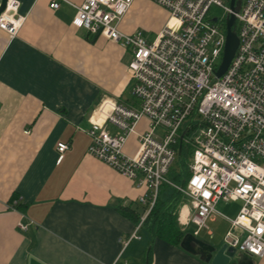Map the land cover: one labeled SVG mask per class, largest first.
I'll return each mask as SVG.
<instances>
[{
    "label": "crops",
    "instance_id": "obj_1",
    "mask_svg": "<svg viewBox=\"0 0 264 264\" xmlns=\"http://www.w3.org/2000/svg\"><path fill=\"white\" fill-rule=\"evenodd\" d=\"M16 1L22 25L12 36L0 30V264H211L206 248L191 243L195 252H187L147 227L130 239L144 190L88 154L90 122L102 104L139 107L130 52L72 26L84 0H57L56 10L48 7L52 0ZM167 19L152 0H134L118 29L155 39ZM147 130L143 118L135 132ZM136 134L124 146L129 156L138 147ZM61 143L68 146L62 154ZM240 207L216 206L227 217ZM182 208L191 212L181 199L177 214ZM217 218L230 228L218 215L208 222ZM190 226L177 216L180 232L223 245L209 240L211 230L195 235ZM236 253L249 259L243 264H264V257Z\"/></svg>",
    "mask_w": 264,
    "mask_h": 264
},
{
    "label": "built area",
    "instance_id": "obj_2",
    "mask_svg": "<svg viewBox=\"0 0 264 264\" xmlns=\"http://www.w3.org/2000/svg\"><path fill=\"white\" fill-rule=\"evenodd\" d=\"M133 1L84 0L71 22L74 28L103 36L131 54V94L139 107L102 104L87 133L88 154L144 190L138 199L144 210L130 239H139L160 187L167 184L189 200L191 212L182 208L178 214L181 225L192 224L195 235L203 229L209 232L207 222L218 215L230 225L224 238L227 247L263 258L264 0L240 2L235 13L230 0H152L168 12L152 43L141 31L125 34L118 29ZM48 7L56 10L59 4L52 0ZM212 7L222 9L225 20L235 16L238 37L237 50L219 78L215 72L226 30L225 20L209 16ZM17 8L16 0H5L0 12V30L8 36L24 21ZM143 118L148 130L136 134ZM186 127V134L196 130L190 140L186 134L181 139ZM132 134L137 135L138 147L129 156L124 146ZM181 141L192 151L183 186L166 179ZM67 148L57 145L60 154ZM220 202H240L241 207L234 217H227L217 212Z\"/></svg>",
    "mask_w": 264,
    "mask_h": 264
},
{
    "label": "water",
    "instance_id": "obj_3",
    "mask_svg": "<svg viewBox=\"0 0 264 264\" xmlns=\"http://www.w3.org/2000/svg\"><path fill=\"white\" fill-rule=\"evenodd\" d=\"M5 5V0H0V12L3 10ZM240 5L239 0H230L229 7L232 12H237ZM214 22L216 19L213 20ZM225 30H226V41L225 46L223 50V55L221 59V63L215 72V76L217 78L221 77L227 70L236 50L238 47V37L236 35L235 31V16L233 14H230L226 20H225ZM187 127L183 130L181 139H183L184 135L187 132ZM181 145L182 141L179 144V150H178V157H180L181 154ZM184 183L182 182L180 186H183ZM191 243H195L199 247H204L208 250V253L206 255V261L210 262L211 264H243L244 262H247V257L244 255H237L236 250L234 248L227 247L226 244H223L219 248H215L214 246H211L209 244H205L203 242L198 241L195 239V237L192 234H186L184 238L182 239L180 246L183 250L194 253L195 251L191 248ZM149 251V248L147 252ZM214 253V257L211 259L212 254ZM201 254H205L204 251H201ZM233 261V262H232ZM148 263L146 259V264Z\"/></svg>",
    "mask_w": 264,
    "mask_h": 264
},
{
    "label": "trees",
    "instance_id": "obj_4",
    "mask_svg": "<svg viewBox=\"0 0 264 264\" xmlns=\"http://www.w3.org/2000/svg\"><path fill=\"white\" fill-rule=\"evenodd\" d=\"M181 148L180 157H176L178 158L179 172L174 177L173 181L175 183L172 182L176 185H181L182 182L185 185L186 173L189 175L188 162L192 155L191 149L184 144ZM169 189L171 192L166 196L167 200L159 201V198L157 199V202L153 210L147 216L143 227H147L154 237L162 236L179 244L185 236V234L180 232L177 228V207L183 195L178 193L174 188L169 187ZM136 219L138 222L139 217H136Z\"/></svg>",
    "mask_w": 264,
    "mask_h": 264
},
{
    "label": "rangeland",
    "instance_id": "obj_5",
    "mask_svg": "<svg viewBox=\"0 0 264 264\" xmlns=\"http://www.w3.org/2000/svg\"><path fill=\"white\" fill-rule=\"evenodd\" d=\"M240 2H244L245 0H239ZM225 4H228L227 2L224 1ZM209 16L210 17H215V18H218L220 21H223L225 20V12L218 8V7H212L210 10H209ZM154 40V38L151 36L150 38H148V40H146L148 43H152ZM196 133V130L193 132L192 130L189 131V133L186 134L185 136V139H191L194 137ZM190 162V161H189ZM188 162V164H189ZM179 172V165H178V158H176V160L174 161V163L172 164L171 168H170V171L169 173L166 175V179L171 181V182H174V177L176 176V174H178ZM186 179L188 177V173H186ZM175 183V182H174ZM180 186V185H179ZM172 188V187H171ZM170 189H169V185L167 184H163L160 189H159V201H166L167 200V195L170 193ZM182 200H183V203L186 204V205H189V200L186 198V197H182ZM229 207H232V208H236L238 209L240 206H241V203L240 202H229ZM224 221H221L220 218H217L216 222L215 223H207V227H208V230H211L212 231V236L209 237V240L210 241H216L218 239V241L221 243V244H225V241H224V238H225V235L226 233L229 231V228L227 225H225V223H223ZM196 228L193 227V226H190L188 228V231L189 232H193L195 231ZM207 230L206 229H203L200 231V235L201 236H204L206 234ZM224 241V242H223Z\"/></svg>",
    "mask_w": 264,
    "mask_h": 264
}]
</instances>
